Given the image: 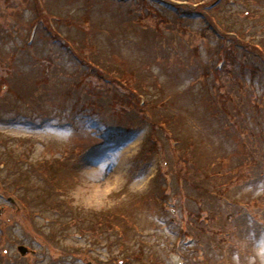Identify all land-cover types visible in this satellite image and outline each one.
<instances>
[{
	"label": "rangeland",
	"instance_id": "1",
	"mask_svg": "<svg viewBox=\"0 0 264 264\" xmlns=\"http://www.w3.org/2000/svg\"><path fill=\"white\" fill-rule=\"evenodd\" d=\"M240 34L264 53V0H0V264H264Z\"/></svg>",
	"mask_w": 264,
	"mask_h": 264
},
{
	"label": "trees",
	"instance_id": "2",
	"mask_svg": "<svg viewBox=\"0 0 264 264\" xmlns=\"http://www.w3.org/2000/svg\"><path fill=\"white\" fill-rule=\"evenodd\" d=\"M145 2V1H144ZM143 2V3H144ZM166 5L165 7L167 8V10L169 9L170 11H174L176 16H180L181 18H184V16H195V15H199L200 11H199V7L194 8V7H186L185 5H180L178 3H174L171 1H166ZM192 8V9H191ZM180 19V18H179ZM212 17H211V21L208 22L209 26L207 25V28L205 29V31H207L209 29V31H211V33H215L216 36H223V34L225 35L226 32H224V30H219V27H217L215 21H212ZM243 34L240 35H236L235 37H232L231 40V48L229 50L230 54H233L234 58H237V54H241V56H243V58L247 61L245 63L242 62L240 69L241 70H245L246 66H249V64H252L251 70H253L252 72H257V70H261V68L264 66L261 65V62L264 65V59L261 61V59L259 58V56L263 57L262 54H264L261 49H256V51L253 49V51L251 52L249 49V44L244 43L247 42L246 40H244ZM221 46H223V44H220ZM256 47L259 48V45H255ZM229 49V48H228ZM237 52V54H235ZM240 56V55H239ZM238 61V60H235ZM212 67L216 68L215 65H211ZM95 68V67H94ZM207 71V70H206ZM92 94L90 96H93L91 98H94V95H98L99 96V91L93 89V88H89L88 89ZM88 104H92L90 102H88ZM97 104V102H95L93 104V106H95ZM160 122V120L158 121ZM162 122H165V120H163ZM157 123V121H156ZM150 150V149H149ZM147 157V153L144 155V158ZM185 161V158H184Z\"/></svg>",
	"mask_w": 264,
	"mask_h": 264
},
{
	"label": "water",
	"instance_id": "3",
	"mask_svg": "<svg viewBox=\"0 0 264 264\" xmlns=\"http://www.w3.org/2000/svg\"><path fill=\"white\" fill-rule=\"evenodd\" d=\"M19 250L21 251V253H26L27 252V247L23 246V245H20L19 247Z\"/></svg>",
	"mask_w": 264,
	"mask_h": 264
}]
</instances>
